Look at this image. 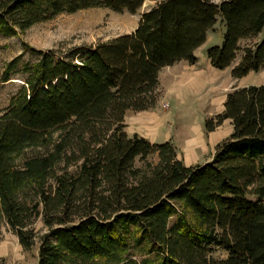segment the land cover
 <instances>
[{"label": "trees", "instance_id": "16d2710c", "mask_svg": "<svg viewBox=\"0 0 264 264\" xmlns=\"http://www.w3.org/2000/svg\"><path fill=\"white\" fill-rule=\"evenodd\" d=\"M144 1L0 0V35L85 8L135 13ZM154 3L130 33L64 57L36 51L0 112V221L30 248L41 217L38 264H264V84L233 89L204 120L206 132L223 120L232 132L202 164L124 130L128 110L155 105L163 67L196 63L219 17L225 33L205 50L211 66L230 67L239 41L263 33L230 76L264 70V0ZM214 247L227 257L214 259Z\"/></svg>", "mask_w": 264, "mask_h": 264}, {"label": "rangeland", "instance_id": "374dc122", "mask_svg": "<svg viewBox=\"0 0 264 264\" xmlns=\"http://www.w3.org/2000/svg\"><path fill=\"white\" fill-rule=\"evenodd\" d=\"M152 5H155L154 0H145L135 13L127 10L118 12L106 7L85 8L38 21L25 30H17L15 35H0V112L8 106L10 97L24 84L25 75L21 73V66L24 62H35L39 57L36 51L52 50L56 56L64 57L81 48L94 47L99 42L130 33L138 25L140 12ZM224 33V25L219 17L215 26L208 32L205 42L195 51L198 57L197 67L203 68L206 73L202 82L195 81L185 89L177 83L170 91L166 86V75H163L156 90L157 101L153 107L146 109L144 116V123L148 125L146 131L156 135L155 143L170 141L186 166L202 164L210 159L215 152L216 144L228 138L232 132L229 120H223L211 132H206L204 127L205 119L213 118L223 110L222 104L227 93L250 84H264V70L240 81L230 76L229 68L227 70L210 68L205 50L220 44ZM262 35L263 33L239 41V51L230 68L240 61L242 50L246 46H253ZM17 57H20V60L9 71L10 78L2 81L7 63ZM173 78H176L175 75ZM135 114L133 110L126 113L127 124L124 117L126 125L124 130L128 136L132 131L129 121ZM26 153L29 155L32 149L28 148ZM146 159L156 163L158 157L152 154ZM141 165V160L136 159L135 166ZM73 169L74 165H71L68 170ZM32 228L35 232L34 242L30 248H24L19 243L15 231L4 220L0 221V264H38L40 237L47 228L41 217L32 223ZM210 255L214 259H223L227 257V252L222 247H214Z\"/></svg>", "mask_w": 264, "mask_h": 264}, {"label": "crops", "instance_id": "0c3cea01", "mask_svg": "<svg viewBox=\"0 0 264 264\" xmlns=\"http://www.w3.org/2000/svg\"><path fill=\"white\" fill-rule=\"evenodd\" d=\"M152 6L141 11L140 14L143 13L144 11L148 10ZM195 56H196V54H195ZM197 58L198 57L196 56V59ZM197 65H198L197 60H196V63H194V64H190L189 62H185V61L181 60V61H178V62L172 64V66L163 67L158 73L159 81L161 80V78H160L161 76L166 75L165 82H166V86L168 87V90L172 91L171 88L176 86L177 83L179 85H181V88H183V89L188 88V86L192 85V83L195 81L202 82V80L206 76L204 69L197 67ZM210 68L213 69L212 66ZM228 68L231 70L230 67H228ZM228 68L223 69V70H227ZM164 70H166V71H164ZM254 73L255 72L250 71L247 73V76H244L242 78H236V79L241 81V80L247 78L248 76L253 75ZM173 75H175L176 78H173ZM159 81H158V83H159ZM242 87H246V86H242ZM146 112H147L146 109H144L143 111H135V113H136L135 116L131 117L133 119H130V121H129L131 126H132L131 134L137 133L142 137L148 138L151 142H156V140H157L155 137L156 135L155 134H149L145 129L146 127H148V125H145V123H144V116L146 115ZM153 115H155V113H153ZM126 119H127V116L125 115V124L128 123V121Z\"/></svg>", "mask_w": 264, "mask_h": 264}]
</instances>
